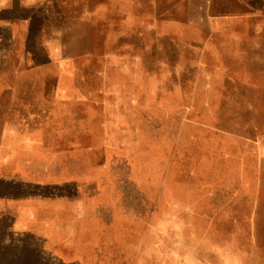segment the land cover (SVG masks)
Here are the masks:
<instances>
[{
  "label": "rangeland",
  "instance_id": "obj_1",
  "mask_svg": "<svg viewBox=\"0 0 264 264\" xmlns=\"http://www.w3.org/2000/svg\"><path fill=\"white\" fill-rule=\"evenodd\" d=\"M93 1L61 72L0 59V133L8 83L106 88L77 152L0 153V264H264V174L234 137L264 109V0Z\"/></svg>",
  "mask_w": 264,
  "mask_h": 264
},
{
  "label": "crops",
  "instance_id": "obj_2",
  "mask_svg": "<svg viewBox=\"0 0 264 264\" xmlns=\"http://www.w3.org/2000/svg\"><path fill=\"white\" fill-rule=\"evenodd\" d=\"M97 4L93 0H0V59L8 64V72L22 76L36 70L43 75L51 66H56L61 72L62 61L72 58L63 52L61 44L62 36L68 30L65 26H69L70 20L89 21ZM103 89L106 88L90 86L83 90L77 84L62 85L60 82L8 83L2 99L8 129L0 133V153L21 155L27 150H37L42 154L77 152L80 144L77 141V123L85 127L91 122L88 115L92 113L93 106L101 105ZM197 122L201 123L200 120ZM11 124H17L16 129ZM244 127V135L234 134L239 143H245L244 148H237L236 155L245 154L247 165L250 162L262 171V180L264 109L259 125L245 124ZM54 139H66L68 142L62 147L56 141L52 142ZM260 197L254 199L257 204L255 211L264 217V197Z\"/></svg>",
  "mask_w": 264,
  "mask_h": 264
}]
</instances>
